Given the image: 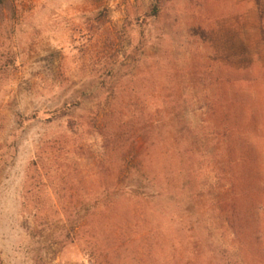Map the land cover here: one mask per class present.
<instances>
[{"label": "rangeland", "instance_id": "374dc122", "mask_svg": "<svg viewBox=\"0 0 264 264\" xmlns=\"http://www.w3.org/2000/svg\"><path fill=\"white\" fill-rule=\"evenodd\" d=\"M16 4L0 264H264V0ZM124 116L146 174L105 140Z\"/></svg>", "mask_w": 264, "mask_h": 264}, {"label": "trees", "instance_id": "16d2710c", "mask_svg": "<svg viewBox=\"0 0 264 264\" xmlns=\"http://www.w3.org/2000/svg\"><path fill=\"white\" fill-rule=\"evenodd\" d=\"M158 13V8L153 7L152 12L150 13L151 16H155ZM21 22H20V15L18 13V8L16 4V0H0V30L3 33V36L1 38H5L6 40L12 39L15 34L17 33V29L19 28ZM18 53H12V52H2L1 56H6V63L7 64H13L17 60ZM62 115V114H61ZM101 114H97L96 121L102 123ZM143 116V115H142ZM137 117L140 116H134L132 118V121H134ZM143 118V117H142ZM54 119V118H52ZM144 119V118H143ZM100 120V121H99ZM131 118H128L127 116L123 117V123L119 125V128L116 130H110L107 125L102 128V131L104 132V137L106 142L113 143L114 148L121 152V163L125 165H129L133 161H138L139 165L144 167V169L140 170L143 172V174H146L147 168L145 166V158L140 157L138 153L134 154L135 151L142 149L143 145L141 144V128L136 129V127L131 126ZM73 123H71V126ZM130 127V128H129ZM156 144L154 140V145ZM109 145V144H108ZM138 179L137 181L139 183H144L143 178L137 176L134 174ZM147 178V177H146ZM156 177H153V180H155ZM132 191V190H131Z\"/></svg>", "mask_w": 264, "mask_h": 264}]
</instances>
